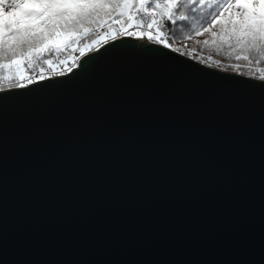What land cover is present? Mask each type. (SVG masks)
<instances>
[{
	"label": "water",
	"instance_id": "water-1",
	"mask_svg": "<svg viewBox=\"0 0 264 264\" xmlns=\"http://www.w3.org/2000/svg\"><path fill=\"white\" fill-rule=\"evenodd\" d=\"M71 69L0 89V264H264V81L127 35Z\"/></svg>",
	"mask_w": 264,
	"mask_h": 264
},
{
	"label": "snow or ice",
	"instance_id": "snow-or-ice-1",
	"mask_svg": "<svg viewBox=\"0 0 264 264\" xmlns=\"http://www.w3.org/2000/svg\"><path fill=\"white\" fill-rule=\"evenodd\" d=\"M204 7V0H116L114 3L105 0H0V49L6 45L5 54L11 53L7 63L0 59V67H15V76L26 79L20 70L25 61L30 65L32 58L42 55L46 49L67 47L69 40L75 42L80 35L88 33L85 25L98 22L104 16L110 17L113 12L118 18L126 16L127 21L143 13L150 20L147 27L159 29L162 22H195L197 17L203 20L201 10ZM208 7L211 9L208 12L211 23L207 27L201 25L203 30L206 32L219 23L221 38L233 40L243 53L257 57L255 63L259 64L264 58V0H217L215 6ZM128 27H132L131 23ZM121 34L132 36L133 32L123 30ZM148 38L152 39L151 33ZM34 40L38 41L37 45H33ZM95 43L97 41L93 40ZM25 45L26 52L18 53L17 50ZM113 47L110 45L104 52H97L95 57ZM172 51L178 52L179 49L173 48ZM80 55H84V49H80ZM236 58L253 62L247 54ZM87 60L79 65V72L84 71ZM79 72H72V75ZM261 81H264V75H261ZM28 83L32 80L29 79ZM17 87L24 88L25 85L18 84Z\"/></svg>",
	"mask_w": 264,
	"mask_h": 264
},
{
	"label": "trees",
	"instance_id": "trees-1",
	"mask_svg": "<svg viewBox=\"0 0 264 264\" xmlns=\"http://www.w3.org/2000/svg\"><path fill=\"white\" fill-rule=\"evenodd\" d=\"M105 2L114 3L116 0H105ZM204 3L205 7L201 10V14L205 17V19L201 20L197 17L195 22L178 21L176 24H171V22H162L161 28L159 29L155 26L149 29L147 25L150 23V20L148 17L144 16L143 13H138L135 16V19L127 21L126 16L118 18L117 13L113 12L110 17L104 16L98 22L85 25L89 29L88 33L86 35H80L75 42L69 40L67 47L62 46L60 50L55 48L46 49L42 55L38 57L34 56L30 65L27 61H25L21 65L20 70L23 74H26L27 77L38 76L37 79L39 80L41 79V76L45 78V76L51 72L53 67H56L60 72H64L71 67L73 62L72 60L75 57H81L80 49H84V55L95 50L102 45L104 41H107L109 37H115V35L123 30H131V28L129 29L128 27V24L131 23L132 28L138 27L140 24L142 26V30L139 31V34L143 33L147 39H149L148 33H151L152 39L149 40L163 45L167 43L168 47L171 49L178 48L179 53L187 55L204 65L227 72L239 73L261 79V75H264V58H261L260 63L256 64L255 59H257V57L249 53H243L240 47L235 45L233 40H219L217 37H214L211 42L208 40V36H210L212 30L219 26V23L212 25V27L206 32L203 30L201 25L207 27L208 24L211 23L210 18H208V12L211 9L208 6H215L217 0H204ZM198 39L199 41H197ZM93 40L97 41L98 44L90 51L91 48L89 47L94 45ZM32 43L33 45H37L38 41L34 40ZM6 49V45L4 46V49H0V59H2L5 63H7L11 57L10 52L5 54ZM26 50L27 45H25L22 49H18L17 52H26ZM245 54L250 55V59L253 62L250 63L249 61H245L243 58L237 60V55L243 56ZM49 64H51V67ZM15 71V67L11 69L0 67V88L7 89L13 84H22L19 80L20 78L15 76ZM7 75H11L12 77L7 78ZM25 84L27 85V83Z\"/></svg>",
	"mask_w": 264,
	"mask_h": 264
},
{
	"label": "rangeland",
	"instance_id": "rangeland-1",
	"mask_svg": "<svg viewBox=\"0 0 264 264\" xmlns=\"http://www.w3.org/2000/svg\"><path fill=\"white\" fill-rule=\"evenodd\" d=\"M130 29V28H129ZM132 30H134V31H132ZM140 30H142V26L139 24L138 25V27H131V30H129V31H131V32H133V37H144V35H139V31ZM127 31H128V29H127ZM122 31H120L117 35H115V37L113 36V37H109V39L107 40V41H110V40H112L113 38H117V37H120V36H122ZM205 37H207V36H205ZM214 37H217V39H219V40H222V38H221V33H220V28H219V26L217 27V28H215L214 30H212V32H211V34H210V36H208V40H210V42L212 41V39L214 38ZM203 38V37H202ZM202 38H199V39H202ZM199 39L197 40V41H199ZM202 40H204V39H202ZM223 40H228L227 38H224ZM107 41H104V42H107ZM103 42V43H104ZM98 43H96V44H94L93 46H91V47H89V48H91L90 49V51L92 50V48H94V46H96ZM187 56V55H186ZM79 58L80 57H75L72 61V64H71V67L70 68H73V67H76V65H77V63H78V60H79ZM193 59V58H192ZM201 63V62H200ZM203 64V63H202ZM66 72H69L68 71V69L66 70V71H64V72H60V71H58V69L56 68V67H53L52 69H51V72H49V74H47L45 77H49V76H54V75H58V74H64V73H66ZM24 76L26 77V78H28V79H19L20 81H21V83L22 84H24V85H26L25 83H27V84H29L28 83V80L29 79H31L32 81H36V80H39V79H37L38 78V76H34V77H27L26 76V74H24ZM10 77H12L11 75H7V78H10ZM6 78V79H7ZM10 87H17V83L16 84H13L12 86H10ZM0 89H5V88H0Z\"/></svg>",
	"mask_w": 264,
	"mask_h": 264
}]
</instances>
